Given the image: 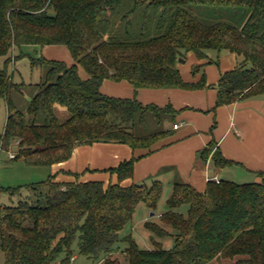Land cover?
<instances>
[{"label":"trees","instance_id":"1","mask_svg":"<svg viewBox=\"0 0 264 264\" xmlns=\"http://www.w3.org/2000/svg\"><path fill=\"white\" fill-rule=\"evenodd\" d=\"M134 7L121 19L120 38L114 29L116 9L124 0H0V56L14 46L68 48L75 64L48 61L37 93L25 111L11 98L22 84H13L0 70V100L6 101L7 118L0 131V148L16 150L12 161L50 167L67 161L73 150L93 143L127 144L150 149L166 132L138 136L148 114L160 125L173 118L171 107L144 106L137 100L110 98L100 92L104 80L126 81L135 88H205L204 76L197 84L186 83L178 69L188 54L199 60L209 52L235 54L238 66L221 76L217 107L249 98H264V0H133ZM241 8L249 11L241 28L225 22L205 24L188 7ZM140 13H143L141 16ZM52 14V16H50ZM135 18L144 20L135 28ZM154 19L157 35L144 38ZM10 60H8L9 62ZM7 62V63H8ZM81 66L89 75L82 80ZM201 66L192 67L196 73ZM69 117L61 121L56 108ZM217 169L231 166L211 144ZM136 159L122 163L113 173L117 184L101 182H46L17 188L0 187L15 205L0 206V252L5 264H70L74 245L78 254L93 264H119L113 259L121 242L120 232L129 224L139 204L155 212L164 192L161 181L123 187L131 179ZM257 183L209 181L204 192L190 184L175 182L161 214V224L146 223L158 238H174V247L142 250L131 236L128 264H209L234 259V264H264V173ZM30 194L22 196V190ZM169 228L168 232L165 228Z\"/></svg>","mask_w":264,"mask_h":264},{"label":"crops","instance_id":"2","mask_svg":"<svg viewBox=\"0 0 264 264\" xmlns=\"http://www.w3.org/2000/svg\"><path fill=\"white\" fill-rule=\"evenodd\" d=\"M41 52V57L48 61L64 62L69 67L75 64L65 46L47 45ZM195 65L201 68L193 73ZM237 66L236 55L226 51L210 53L207 60L188 54L187 59L178 64L182 79L197 84L204 76L208 85L205 88L137 89L126 81L104 80L100 92L107 97L137 100L144 106L154 105L160 109L171 107L174 117L161 123L160 131L167 134L150 149H133L116 143L78 146L67 161L48 167V177L60 183L101 182L107 187L119 183L113 170L132 159H136L133 177L124 180L120 184L123 187L150 185L152 180H158L165 191L172 192L175 182H184L204 192L208 179L218 176L223 180L221 174L227 170L231 177L240 180L258 177V173H264V98H249L217 107L218 82L223 74L234 71ZM78 74L84 81L89 79L81 66H78ZM64 116L67 119L69 114ZM211 144L231 166L217 169L213 153L203 159L202 153Z\"/></svg>","mask_w":264,"mask_h":264},{"label":"rangeland","instance_id":"3","mask_svg":"<svg viewBox=\"0 0 264 264\" xmlns=\"http://www.w3.org/2000/svg\"><path fill=\"white\" fill-rule=\"evenodd\" d=\"M134 7L133 0H124L123 4L116 9L115 16L113 18L114 29L118 33L120 38L127 39L124 35L123 20L121 17L129 10ZM189 12L195 15L201 22L205 24H214L218 22H225L235 27L241 28L246 22L249 11L241 8H211V7H197L191 6L187 8ZM143 13H140L141 16ZM134 19V17L132 18ZM135 28L141 27L143 21L140 18H135ZM148 30L145 32L144 38L157 35L155 29L154 19L149 17L145 21ZM41 47L38 46H24L18 50L16 47H12L7 56H0V70L6 71L11 77L13 84H22L19 92L13 91L11 98L16 104L17 108L21 111H25L31 98L37 93V89L34 87L44 77L47 66L40 64L37 59L41 58ZM217 54L216 51L209 52ZM8 60H10L8 62ZM8 62V63H7ZM60 111H64L63 114ZM68 112L60 107L56 108V114L61 121L67 120L65 114ZM7 116L6 101L0 100V131L4 129ZM162 130V124L158 125L153 115L148 114L145 125H137L135 133L138 136L149 135ZM8 152L17 153L14 149L8 151L0 150V187L4 188H17L25 185L43 183L48 180L49 168L45 166H34L29 165L23 160L12 161L9 160ZM222 173L223 180L234 181L237 184L257 183L260 181L259 177L252 176L249 179H237L231 177L227 172ZM227 173V174H226ZM150 186V185H149ZM30 194V191L22 190V196ZM171 192L169 189L164 190L162 198L159 202L158 208L155 212L151 211L144 203L138 205L135 215L132 221L127 224L120 232L121 242H119V248L113 256V259H117L119 264H128L127 261V243L123 240L131 236L133 240L142 250H153L156 247H163L165 250H171L174 247V238L167 236L164 238H158L153 233L145 228L146 223L161 224L160 216L166 211V202L170 197ZM21 198L19 196L9 200L4 195H0V206L1 205H15ZM165 228V227H164ZM168 232L169 228H165ZM155 242L161 244V246ZM74 256L75 259L70 264H93L91 260L80 256L77 250V244L74 245ZM237 258L234 259H221L214 260L209 264H234ZM0 264H5V257L0 252Z\"/></svg>","mask_w":264,"mask_h":264},{"label":"built area","instance_id":"4","mask_svg":"<svg viewBox=\"0 0 264 264\" xmlns=\"http://www.w3.org/2000/svg\"><path fill=\"white\" fill-rule=\"evenodd\" d=\"M174 128L177 129L178 128V125H175ZM0 150H2V149L0 148ZM8 154H9V157H8L9 160H14L15 159V157H16V154L15 153L8 152ZM209 181H215L216 183H219L220 182V179L218 178V176H215L213 178L208 179V182ZM74 259H75V256L71 259V261H73ZM55 264H59V263H55Z\"/></svg>","mask_w":264,"mask_h":264},{"label":"water","instance_id":"5","mask_svg":"<svg viewBox=\"0 0 264 264\" xmlns=\"http://www.w3.org/2000/svg\"><path fill=\"white\" fill-rule=\"evenodd\" d=\"M50 16H52V14H50ZM179 62L181 63V62H184L183 60H179Z\"/></svg>","mask_w":264,"mask_h":264}]
</instances>
